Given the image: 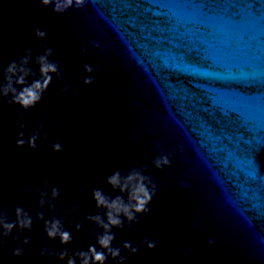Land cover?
I'll return each instance as SVG.
<instances>
[{
  "label": "clouds",
  "instance_id": "9594fccd",
  "mask_svg": "<svg viewBox=\"0 0 264 264\" xmlns=\"http://www.w3.org/2000/svg\"><path fill=\"white\" fill-rule=\"evenodd\" d=\"M39 3L47 8L52 7V11L56 14H65L69 9L83 10L86 6L95 7L98 0H39ZM158 14V13H157ZM37 39H46L47 32L37 27L34 29ZM90 46L99 49L98 54H103L107 49L102 48L99 40L90 41ZM44 48L43 54L37 53L33 57L32 49L26 48L22 56L11 60L6 67L0 68V100L8 105H17V115L23 116L24 112L35 108L44 96V93L51 85L53 74L58 81L65 79V74L60 69L61 58L57 57L55 61L49 59L53 55V49L46 45H40ZM81 52H87V48L81 47ZM30 62L38 65L39 73L33 71L29 67ZM85 76L83 83L92 85L95 83V77L92 73L98 69L88 64L83 65ZM69 91L66 84L61 92L67 94ZM74 102L79 103L80 98L75 91L72 93ZM137 107H140L137 104ZM4 113L0 111V120ZM45 124L52 128H57L55 121H49L46 115H42L39 124L35 130L28 136H25V128L27 121L18 119L15 121L17 131L13 134L12 139L17 148L27 147L30 151L37 150L38 139L48 140V133L45 131ZM61 129L57 128V131ZM54 152H63L64 146L59 142L51 144ZM160 150V154L152 161L153 166L158 170L171 166V159L176 155L177 151L184 152L183 145H178L170 152L161 150V145L157 142L154 144L153 151ZM144 157H142L143 159ZM181 163L185 162L183 159ZM149 170L147 167H130L128 169H116L113 174L106 177L105 182L113 191H118L120 195L113 197L103 189L92 188L91 194L95 207L98 210L95 214L83 215L79 206L73 204L70 209H64V215L61 216L57 210V201L61 195V190L56 184L49 183L45 180L42 187H38L35 192L31 188H25L24 193L27 197L32 198L36 202L35 215L30 214L21 205L17 204L12 210L14 219H10L7 208L0 206V249H4L8 241L12 242L11 255L14 258H20L28 255L26 246L30 247L33 243L30 236L25 233L31 232L34 223H43V231L48 240H58L60 248L55 246L49 247L42 243L37 252V259L45 257L55 258L60 264H106L111 259L113 264H125V251L129 255H135L139 248L133 246L129 241L122 242L121 246H114L116 233L114 229L119 231L127 227L129 230L134 224L141 222V216L150 215L152 209L150 204L153 198L160 191V186L153 176L145 175ZM181 189H190L191 184L181 180L179 182ZM126 197V198H125ZM47 213L48 218L45 219ZM80 217L83 215V221L91 224L93 227L88 233V238L94 240L95 243L89 244L86 250L76 245L73 250H69L66 245L74 242L72 232L65 227V217ZM69 227L79 233L83 229V223L72 220ZM15 230V231H14ZM141 243L147 249L152 250L156 247V241L149 237H144ZM209 244L213 243L210 239ZM188 251L194 252V248Z\"/></svg>",
  "mask_w": 264,
  "mask_h": 264
}]
</instances>
